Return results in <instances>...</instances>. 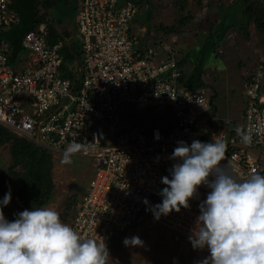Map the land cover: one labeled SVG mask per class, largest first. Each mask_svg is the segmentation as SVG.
Instances as JSON below:
<instances>
[{"label": "built area", "instance_id": "obj_1", "mask_svg": "<svg viewBox=\"0 0 264 264\" xmlns=\"http://www.w3.org/2000/svg\"><path fill=\"white\" fill-rule=\"evenodd\" d=\"M10 2L0 0V30L19 23ZM136 14L131 0H78L74 18L81 52L78 87L61 76L62 41L48 43L45 25L23 36L20 46L28 59L21 71L13 69L7 50L0 46V126L52 157L62 155L73 142L83 146L72 156L88 158L93 173L69 226L81 238L106 247L140 222L144 198L161 199L160 178L169 174L173 163L169 156L177 141L222 139L226 151L221 164L226 163L237 178L264 173V158L249 152L264 149L263 64L243 81L245 106L239 129L251 142L243 143L237 131L229 137L222 131L203 138L197 121L209 114L207 96L203 89L186 90L176 83L180 72L173 41L137 46L132 32ZM133 104L169 119L145 131H124L120 111ZM221 127L225 130L228 121ZM207 191L200 186L188 208L153 218L154 223L191 246L189 230Z\"/></svg>", "mask_w": 264, "mask_h": 264}, {"label": "rangeland", "instance_id": "obj_2", "mask_svg": "<svg viewBox=\"0 0 264 264\" xmlns=\"http://www.w3.org/2000/svg\"><path fill=\"white\" fill-rule=\"evenodd\" d=\"M29 1L24 7L20 0H17L13 7L22 23L31 13ZM131 1L137 6L132 32L136 36L137 42H142L138 47H143L144 44L149 46L148 44L151 45L153 41L160 39L164 42L173 41L172 48L176 51L177 56H184L186 52L190 51L189 55L195 57L194 51L199 50L203 45L210 28L220 33L221 28L231 22L233 28H241L235 21L233 22L235 19L233 12L230 13L229 10L216 5L219 4V1L224 4L229 0H201L200 6L197 0H186L185 10L182 12L178 9V0ZM77 2L78 0H57L50 12V17L56 21V30L60 34L68 31L69 35L65 39L68 43L75 40L78 42V31L74 26ZM39 9L44 11L42 4ZM187 12L191 14L192 21L177 29L178 32L174 36H164L158 32L159 25L177 24V20L186 16ZM18 25L8 28V32L9 30L18 32ZM236 29L228 28L223 38L215 44L214 51L210 50L205 55V74L202 77L204 83L208 85L203 88V91L214 107V112L212 109L210 117L211 129L215 134L224 131L226 137L230 136L232 133L230 131H235L234 129L238 128L242 120L245 106L242 94L244 83L242 77L246 78L256 73L260 61L263 64L260 72L263 80L262 90L264 89V37L257 38L250 27L251 38L246 41V34ZM160 35L163 37L161 38ZM213 53L218 54L215 56ZM21 54L28 55V52L22 49ZM161 57V55L158 56L159 61ZM191 69L190 63L182 66L185 74H188ZM207 117L203 115L198 118L197 124L200 133L206 130ZM165 119L169 118L154 116L152 110L143 104L128 105L120 111V127L124 131H145L162 125L166 121ZM223 121L229 122L225 130L221 127ZM249 152L258 159L264 158V149L250 150ZM52 158L54 182L59 191L53 201L45 207L54 208L61 214L65 212L63 202L66 198L78 201L84 193L93 170L86 157L72 156L71 164L61 163L62 155ZM10 163L8 146H0V176L5 179L3 184L5 192L9 189L11 192L15 191L20 184L19 180L11 178L7 174ZM3 195L4 193L0 194V199L3 198ZM2 211L7 219L14 214L10 202L3 207ZM64 223L69 225L68 221ZM134 235L138 236L143 243L136 246H124L123 239ZM107 249L109 252L107 264H174V261L175 264H195L197 260L207 255L206 250H193L192 246L175 239L171 232L156 225L153 219L145 218H142L140 223H137L122 237L119 236V239L107 246Z\"/></svg>", "mask_w": 264, "mask_h": 264}, {"label": "clouds", "instance_id": "obj_3", "mask_svg": "<svg viewBox=\"0 0 264 264\" xmlns=\"http://www.w3.org/2000/svg\"><path fill=\"white\" fill-rule=\"evenodd\" d=\"M237 134L243 143L251 142L239 128ZM154 135L158 138V133ZM82 147L71 143L61 163L71 164L72 155ZM225 151L222 139L177 141L169 156L173 161L169 174L160 178L164 185L158 193L160 202L150 205L144 198L143 203L159 220L188 208L204 186L208 191L197 205L198 215L187 237L193 250L207 251L195 264H264V174L237 178L226 163L221 164ZM10 200L9 189L0 199V264H107L105 243L81 238L69 226L71 221L69 225L62 222L54 208L32 206L9 220L2 209ZM122 243L136 246L143 241L134 235Z\"/></svg>", "mask_w": 264, "mask_h": 264}, {"label": "trees", "instance_id": "obj_4", "mask_svg": "<svg viewBox=\"0 0 264 264\" xmlns=\"http://www.w3.org/2000/svg\"><path fill=\"white\" fill-rule=\"evenodd\" d=\"M17 0H11L9 8L13 10ZM28 0H20L22 6L26 4ZM57 0H30V14L28 18L22 23L18 13L13 10L19 18V28L17 31L8 32L7 29H2L0 32L9 33L11 36L10 39V50L11 55L21 53V40L23 36L29 31H35L41 26L45 25L46 30L49 33L48 43L52 44L57 40L62 41V48L59 51V55L62 59V64L60 67L61 76L63 78H68L72 80L76 87L80 83V66H81V52L80 46L77 40L75 41H66L68 37V31L60 34L55 27L56 21L50 17V12L52 11L53 6ZM198 5L200 6L201 0H197ZM179 10L182 12L185 10L186 0H178ZM42 4L44 11H40L39 7ZM25 7V6H24ZM247 12V13H246ZM244 14L246 15V23H253L258 31L264 35V10H258L255 7L247 8ZM58 21V20H57ZM192 21V16L187 12L186 16L180 17L177 20V24L170 26L159 25L157 30L160 34L164 36H174L178 32L177 29L184 27L186 24ZM234 22V21H233ZM24 24V26H22ZM230 27H233L232 22L228 25H224L221 28L220 33L212 30L205 37L203 45L199 50H195V57H191L189 52H186L184 56H177L176 51L174 50V57L176 60L177 69L180 72V77L177 80L178 86L184 89H203L205 86H208L204 83L202 77L204 76L205 69V55L208 51L213 50L215 44L219 42L224 36L226 30ZM243 28V27H242ZM162 38L163 36L160 35ZM161 40V39H160ZM158 41H153L152 44H148L151 47L155 46ZM141 41L137 42V46H140ZM219 53V52H218ZM218 53H213L217 56ZM179 57V58H178ZM7 59L10 64V55L7 54ZM191 64L192 69L188 74H185L182 70V66L185 64ZM11 65V64H10ZM78 78V80H76ZM247 78L242 77V80L245 81ZM212 97V96H210ZM209 109L211 114L207 117V127L203 133V138H206L211 132L210 117L212 116V109L214 112V107L208 97ZM8 146L9 156L11 163L7 168V174L11 178L19 180L20 184L18 188L11 192L10 204H12L14 213L22 211L26 208L46 206L53 201L55 195L58 193V188L54 182V172H53V158L45 150L31 144L23 138H19L8 131L6 128L0 126V146ZM5 179L0 176V194L5 193L3 189V184ZM160 202V198L152 197L149 199V204L154 205ZM64 211L59 214L62 221H71L73 214L77 208V201H72L69 198H66L63 202ZM148 205H145L144 210L141 212L142 218L153 219L151 211H146ZM14 216L12 215L9 220H12ZM140 223V222H139ZM118 239H115L116 241Z\"/></svg>", "mask_w": 264, "mask_h": 264}, {"label": "flooded vegetation", "instance_id": "obj_5", "mask_svg": "<svg viewBox=\"0 0 264 264\" xmlns=\"http://www.w3.org/2000/svg\"><path fill=\"white\" fill-rule=\"evenodd\" d=\"M216 5L219 8L229 10L230 13L233 12V16L235 18L233 21H235V23L238 24V26H240L241 28H237V29L233 27L231 28L232 30L236 29L237 31H242V33H245L246 41H248L251 38L250 31H249L250 27L252 28L251 31L254 32V35H256L257 38L258 37L260 38V36L264 37V35L256 29L253 23L251 22L248 24L246 23L247 14H244L247 8H249V6L251 8L255 7L258 10H264V0H229V1H225L224 4H222L219 1V4H216ZM261 62L262 61L258 62V64H261Z\"/></svg>", "mask_w": 264, "mask_h": 264}, {"label": "crops", "instance_id": "obj_6", "mask_svg": "<svg viewBox=\"0 0 264 264\" xmlns=\"http://www.w3.org/2000/svg\"><path fill=\"white\" fill-rule=\"evenodd\" d=\"M10 39H11V36H10L9 33L0 32V46L5 47V49L7 50V54L10 55V58H11L10 64L13 67V69L15 71H21L24 68L25 64H26V60L28 59V55L27 54L26 55H22L21 53H18V54H15V55H11V53H10L11 52V50H10V46H11L10 45L11 44L10 43L11 42ZM144 46H146V45L144 44ZM263 91H264V89H263ZM210 114H211V110L209 111V114L207 116H209ZM206 124H207V122H206ZM228 124H229V122H228ZM241 124H242V120H241L238 128H240ZM238 128H235L234 129L235 131H230V133L231 132L232 133H236ZM211 132H214V130L211 129Z\"/></svg>", "mask_w": 264, "mask_h": 264}]
</instances>
